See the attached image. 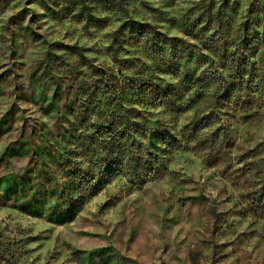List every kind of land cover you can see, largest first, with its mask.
I'll return each instance as SVG.
<instances>
[{
	"label": "rangeland",
	"instance_id": "374dc122",
	"mask_svg": "<svg viewBox=\"0 0 264 264\" xmlns=\"http://www.w3.org/2000/svg\"><path fill=\"white\" fill-rule=\"evenodd\" d=\"M126 7L0 0V264H264V0Z\"/></svg>",
	"mask_w": 264,
	"mask_h": 264
},
{
	"label": "trees",
	"instance_id": "16d2710c",
	"mask_svg": "<svg viewBox=\"0 0 264 264\" xmlns=\"http://www.w3.org/2000/svg\"><path fill=\"white\" fill-rule=\"evenodd\" d=\"M80 9L79 12L76 14V18L80 21H84L87 23L92 24L95 27H98L100 29L106 28L108 25V21L103 18L99 17L94 13V5L100 6L103 11H124L126 10L127 6V0H79ZM72 52H75L78 48L75 46H69L67 47ZM213 78H217L218 80H211V78H206V86L205 88H209L212 85H216L217 88L223 89L225 87V80L224 77L219 74L218 72L214 73L212 75ZM195 129V128H194ZM199 128H196L195 131H198ZM119 130L115 135L114 132H109L108 138H110L109 141H112V150H103L108 152L110 155H114L117 157V160L120 162L119 165L122 166V170H117L118 172L124 173V175L129 179V182L136 183L138 171L140 167V162H138L137 158L135 157L134 152V143L131 145L127 142V136L126 133L127 130L124 129ZM192 131H194L192 129ZM80 140H82L83 147L89 149L90 145L89 142L94 139V136H90L88 134H81ZM140 149H143L141 144H139ZM82 148V149H84ZM134 149V150H133ZM137 151V150H136ZM145 150L143 149L142 152Z\"/></svg>",
	"mask_w": 264,
	"mask_h": 264
}]
</instances>
